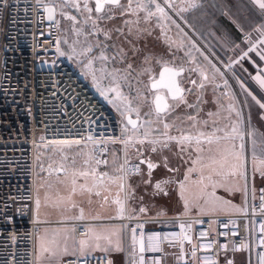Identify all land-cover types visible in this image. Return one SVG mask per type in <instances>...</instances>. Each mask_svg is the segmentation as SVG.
I'll return each mask as SVG.
<instances>
[{"label":"built area","instance_id":"2783aa9c","mask_svg":"<svg viewBox=\"0 0 264 264\" xmlns=\"http://www.w3.org/2000/svg\"><path fill=\"white\" fill-rule=\"evenodd\" d=\"M58 2L0 0V264H37V236L49 224L36 215L41 147H91L101 174L111 178L107 155L118 144L123 182L145 172L139 158L126 156L128 131L123 128L127 123L116 115L106 96L95 91L62 56L61 25L54 14ZM163 6L172 12L173 7ZM48 9H53L52 19ZM136 165L139 173L129 174ZM249 166L247 205L241 212L138 216L130 214L126 202L118 219L73 221L75 233H89L93 223H122L126 229L124 264H264V177ZM171 185L179 184H168L164 192ZM241 253L244 260H237ZM73 261L117 264L107 253L76 254L64 258L62 264Z\"/></svg>","mask_w":264,"mask_h":264},{"label":"crops","instance_id":"0c3cea01","mask_svg":"<svg viewBox=\"0 0 264 264\" xmlns=\"http://www.w3.org/2000/svg\"><path fill=\"white\" fill-rule=\"evenodd\" d=\"M172 4L173 10L171 13H168V16L171 19L161 20L159 25L163 32L166 33L164 36V41L168 44V49L166 46H160L156 44L157 42L152 40L146 33L144 37L140 39V49L142 50L140 53V57L144 58L145 55H151L155 58L160 59H175L176 52L178 53L179 58L183 57L186 61L190 60L189 56H186L185 53L191 50V55L196 57V64L186 63V69L191 67H196V65H200L201 67L205 68L207 74L209 76L215 73L214 69L212 68L211 64L208 63L204 59V56H207L209 60L212 61V64H215L217 68L220 69L221 72L223 71L224 67L231 63L232 67L228 70V74L231 70L234 71L236 76L239 78L243 77L245 82L244 89H247L252 94L257 97V99L264 102V90H261L258 84L252 79L254 76L260 74L264 75V72H258V69L264 70V61L260 59L256 52H250L249 58L241 59L243 52L247 51L250 44L246 42L245 37L246 35L250 34V41L255 43L258 41L261 36L260 33L257 32L255 29L264 24V12H262L257 5L252 3V0H201L202 6L198 8H189V0H170ZM181 8H188L187 11L181 12ZM152 22L158 21L156 18H151ZM176 21L177 24L180 25V29H183V32L180 31L176 27L172 21ZM146 28V27H144ZM184 33H187V36H184ZM179 35L183 36L180 39L184 40V47L176 50L177 43L180 39H174V36ZM196 44V48L200 51H196V49L192 48V43ZM151 44H153L151 46ZM261 48H264V45H258L257 51ZM200 53H203L202 56ZM174 54V55H173ZM236 61H239L238 63ZM252 61L255 62V66L253 65ZM161 68L158 71L160 72ZM152 73L154 74L155 72ZM187 77L190 76L191 79H194L199 84L202 80V77L199 75L198 72L189 73L186 71L184 73ZM234 75V74H233ZM158 76H156L157 78ZM182 79V86L186 89L193 88L192 85L189 83L184 82ZM234 81V80H233ZM207 82V83H206ZM205 87L203 89L193 88V93H186L187 99L189 103H194L196 101V95L201 97V100L204 103L198 105L200 111V118L208 119L207 113L208 112H217L219 111V115L213 117L218 121L220 127H224L226 124L229 123V120L226 119L229 116V113L225 111V106L223 102L220 101H212L209 97V94L214 91L218 90L223 92H227V95H232V86L233 85H225L221 83L217 86L219 87L216 89V84L205 81ZM221 87V88H220ZM224 87H230L232 89H226ZM226 95V96H227ZM249 99L248 103L251 106V128L253 125H257L259 123L264 124V119H261V115L264 114V109H260L259 106L252 100L251 96H248ZM235 101V100H234ZM233 101V102H234ZM211 103H217L211 104ZM183 107V108H182ZM181 110L183 109L184 113L175 114L173 117L168 119V122L171 123L175 120V123L178 127H182L185 131H188V125L184 124L181 125L180 120H177L176 117H184L186 111L188 113H193V109H185L182 105ZM258 112H256V110ZM234 119V115H233ZM142 122V120H141ZM139 121V124L141 123ZM190 123V122H189ZM146 127H140V130H146ZM152 128H155L156 125H152ZM248 127V126H247ZM248 128H246L247 130ZM211 130V129H206ZM249 130V129H248ZM191 131H195L194 129ZM261 133L264 131V127L262 126ZM155 134V132L151 133L150 135ZM171 135H179L176 130L171 129ZM222 135V133H220ZM156 135V134H155ZM259 137H264V135H259ZM143 135L140 134V139H143ZM155 138H162L159 136H151L148 139H155ZM253 138H257L256 135ZM239 145L240 141H236ZM118 145H112L110 151L107 155V171L112 175L110 177L103 176L101 174L100 169L97 167L95 171V175L90 173L89 183H87L90 188H92V193H90V198L85 199L86 202H83L81 197H76L75 194L79 195L80 192V185H86L80 183L77 186V192L73 195L74 201L72 205H69V208L62 206L54 201L56 196L55 194L59 195L66 194V189H71V185L69 186V180L65 178L63 181H60L57 184L56 190H41L40 194L37 196V199L40 201V211L38 219L42 221H48L49 224L43 227V230L37 236L36 240V257H37V264H62L64 258L68 256H73L76 254L85 255V254H93V253H104L101 250L95 249L92 246H89L85 249L84 253L80 252V245L79 241L81 239H89L90 245L94 244L95 237L97 235L101 237H107L111 240V244H108V240L101 239L100 245L101 247H107L109 250L106 252L107 254H111L115 260L117 261L118 255L125 256V248H126V229L124 225L118 221L112 222H103V223H93L90 224L89 233L87 237L84 235L78 236L76 235L75 231H73L74 226L72 224L75 220H90V219H118L122 216L119 209L121 204L125 208V204L129 207V183L126 181H119L118 177L120 174V165L121 161L119 159L116 160V157H120V151L117 147ZM153 145L148 143L147 141L144 144H140V156H148L158 164H163L162 156H167L169 160L168 166L170 168L179 167V172H170L166 168L165 172H169L170 175L166 176L160 174L157 177H154L155 169L153 172V176L150 183H145L146 186H152V190L156 194H165L164 189H167L169 186L168 184H161V188L163 191H159L155 188L157 182L164 181L167 178H172L177 181H182L184 179V175L190 164H183L180 159L174 155V153L178 152L177 145L173 142L170 145L171 151L165 149L163 153L159 150L157 152H152L151 148ZM158 147V146H157ZM118 148V150H117ZM263 149V148H262ZM260 153L264 154V150H261ZM264 156V155H263ZM193 158H195V154H193ZM157 166V167H158ZM260 166V165H259ZM62 172V170L60 171ZM166 174V173H165ZM190 177H197L199 179V173L193 172ZM190 179V178H189ZM123 183V189H121L120 184ZM70 184V183H69ZM146 189V188H145ZM99 191L100 195H96L95 193ZM135 195L138 196L140 192V183L137 182L134 189ZM83 193H86L83 192ZM105 197L107 199H105ZM117 201H120L118 204ZM87 203V204H85ZM91 207L92 214L89 215V208ZM38 209V208H36ZM81 210H83V219H79L78 217L81 216ZM124 212V211H123ZM177 214H181L176 213ZM173 215V216H175ZM156 216H165V215H156ZM67 238V239H66ZM119 246L121 251H116V247ZM67 247L68 254H64V248ZM47 249V251L45 250ZM245 254L241 253L236 256L237 260H244ZM124 259V258H123ZM226 259V256L223 257Z\"/></svg>","mask_w":264,"mask_h":264},{"label":"snow or ice","instance_id":"6c2138e0","mask_svg":"<svg viewBox=\"0 0 264 264\" xmlns=\"http://www.w3.org/2000/svg\"><path fill=\"white\" fill-rule=\"evenodd\" d=\"M74 7L77 10L80 9V5L76 0H72ZM134 0H127L126 4H122L121 0H95V8L94 11L98 15L93 18L91 13L93 12V8L89 7L88 0H84V10L89 14L86 17L85 23L88 20L92 21L93 24V32L90 33L92 35H96L97 33H102L105 37V41L111 39V31H105L104 29L100 28L97 24L98 20H111L114 19V14H109L107 16L103 15L104 13H114V9H120V15H135L137 18L136 20H124V27L128 28L127 35L124 33V27L116 28L115 31L119 34V36H124L125 43L128 44L129 50L132 53L130 57L128 55V51L124 49V47L113 44L111 47L115 50L114 54L109 56L106 54L109 45L106 42L97 41L95 47L100 48V55L96 58L103 62L114 61L117 63L125 64L123 68H112L111 71H108L106 67H102L100 71L105 73L106 77L109 79L110 87L108 91L115 92L116 99L120 100L121 103L124 104V112H136L137 119L133 120L130 116L127 117V124L124 126L123 131H128V125H131L133 130H137L138 127H146V130L143 133V139H140L138 143L144 144L146 141L153 145L151 148L152 152H157L158 150L163 153L165 149L171 151L170 145L174 142L177 145L178 152L174 153L183 164H190L191 166L187 168L186 173L184 175V179L182 181H177L175 179H167L164 181L157 182L155 188L159 191H163L161 188V184H172L178 183L180 188V194L183 197L185 191V183L189 180L190 175L193 172L199 173V179L196 180L194 183L197 185H201V191L204 192L209 185L213 189L217 186L224 187L227 191L232 192L234 190H239L236 186L238 180H245V186L247 182V175L245 171V162L246 157L244 155L245 152V136L253 137L255 134V130L251 128V106L248 103L247 98H245L242 102H238L240 104L239 107H235L234 105H229L228 113L229 116L226 118L229 120V123L226 124L224 127H220L218 121L213 119L219 115V111L217 112H208L207 116L208 119L200 118V111L198 105L204 103L201 100L199 95H196V101L194 103H189L186 93H193V88L203 89L205 87L204 82L209 80V76L205 68L201 67L200 65H196V67L185 68V63H192L196 64V57L191 55V50L185 53L186 56L190 57L189 61L182 62L179 66H175V62L173 61H165L160 58H155L151 55H145L142 65L139 69L133 67V59L142 51L140 48L137 47L136 41H139L144 34L151 35V30L148 28H140L139 22V12H144L145 15L143 17L145 23L149 22L151 18L157 17L158 26L161 20L171 19L166 12L165 7L158 2V0H135V7H133ZM252 3L257 5V7L264 12V0H252ZM164 5H167L168 8L172 7L170 0H164ZM202 3L201 0H189L188 7L189 8H198L201 7ZM188 8H181L180 11L184 12L187 11ZM50 12L49 19H52L51 12L53 9H48ZM68 19L72 21H76V17L69 16ZM173 24L176 25L178 29H180V25L176 23V21H172ZM135 26V31L133 30ZM257 32L260 33L261 38L252 43L249 39L250 34L246 35L245 40L250 44L247 51L243 52L241 59L249 58L250 52H256L257 55L260 57L262 61H264V48H261L257 51L258 45H264V24H261L255 29ZM183 32V29H180ZM79 34V33H77ZM118 36V38H119ZM184 36H187V33H184ZM130 37V38H129ZM191 42V41H190ZM177 43V48L184 47V40L180 39ZM192 43V48L196 49V51H200L196 48V44ZM171 47V45L169 46ZM93 50L92 46H89L86 51L91 53ZM63 54V53H62ZM202 56L203 53H200ZM174 55V54H173ZM71 58V57H70ZM204 59L211 64L212 68L214 69L215 73H220L221 76L224 75L223 72L220 71L219 68L216 67L215 64H212V61L209 60L207 56H204ZM155 60L156 64L161 65V71L158 74V78L152 73V62ZM237 63L239 61H236ZM93 61L89 60L86 67H91ZM253 65L255 66V62L252 61ZM227 68L231 69V63L226 66ZM188 71L189 73L198 72L199 75L202 77L201 82L198 84L196 80L188 78L189 83L193 86V88H184L182 86V78L184 73ZM258 72H264V70L258 69ZM147 75L148 76V84L144 85V89L141 90L137 88L136 96L129 98V96L124 95L121 91L122 83L127 85L129 90L131 91L133 87V81L137 85L143 84L144 82L140 79V77ZM95 79V76H93ZM212 79H215V75H213ZM259 86L261 90H264V75H256L252 78ZM225 85H227V80L224 81ZM218 87V86H217ZM243 88V84L241 85ZM146 90L151 96L152 100L150 102V110L149 112L144 113V119L138 125V121H141L140 116V109L139 107L133 108L132 101L133 100H147V97L143 95V91ZM247 93V96H251L252 100L259 106L260 109H264V102L257 99L252 92L244 89ZM102 95L105 93L102 91ZM184 106L185 109H193V113H188L184 117H176L177 120H180L181 125L187 124L188 131H185L182 127H178L175 123V120L171 123L166 122V117L169 116L172 112H174L177 108ZM248 109V116L247 119L245 118L244 110ZM233 113H235L233 119ZM153 116L155 119H153ZM261 119H264V114L261 115ZM190 122V123H189ZM153 124L162 125L163 131L160 129L152 128ZM245 124L248 125V131H245ZM176 127L177 132L179 135H171L170 129ZM195 130L194 132L191 130ZM211 129V130H206ZM157 132L159 137L162 138H155L149 140L148 137L151 133ZM222 133V135L220 134ZM90 139V137H89ZM131 140V137H129ZM240 141L239 145H237L236 141ZM253 149L255 148V140L253 139ZM158 146V147H157ZM193 154H195V158H193ZM252 159L254 162L253 166V173L259 171L260 175L264 177V160L259 161V167L255 165V161L257 159L255 155V151L253 150ZM163 166L168 169L170 172H179L180 168H170L168 166L169 160L167 156H162ZM97 164L101 163L100 161L96 162ZM106 163V161H105ZM141 164L145 163L144 160L140 161ZM148 167V175L149 180L145 181V183H150L151 180V172L152 170L157 167L151 160L147 161ZM121 171H123V165L121 166ZM140 168L139 165L134 166L133 168L129 169V174L131 173H139ZM92 175H95V170H92ZM90 175L87 171H80V172H73L72 174V181H71V189H70V196L77 192V185H76V177H88ZM107 173H103V176H107ZM119 180L123 181L124 177H118ZM207 181V183H205ZM123 183L120 184L121 189H123ZM80 192L87 191L88 193H92V188H87L86 185H80ZM96 195H100V192L97 191ZM167 193H165L166 195ZM209 196L213 197L215 200L220 201L221 198L215 197L214 191L208 193ZM105 199H107L105 197ZM223 203H228L227 201H222ZM119 204L120 201H117ZM37 208H39L40 201L37 199L36 201ZM187 207V204H186ZM120 213L123 214L124 207L121 204ZM145 209L143 207L140 208V212H144ZM83 210H81V216L78 217L79 219H83ZM183 228V225H181ZM73 231H75L73 229ZM88 233L85 232L84 236L87 237ZM67 239V238H66ZM105 239L108 240V244H111V240L107 237H101L97 235L95 237L94 244L90 245L89 239H81L79 241L80 245V252L83 254L85 249L89 246H92L95 249L101 250L103 252H108L107 247H101L100 240ZM151 239V238H150ZM47 251V249H45ZM116 251H121L119 246L116 247ZM143 250V246L141 247ZM64 254H68L67 247L64 248ZM70 264H75V262H70ZM111 264V261H109ZM231 264V262H229Z\"/></svg>","mask_w":264,"mask_h":264},{"label":"rangeland","instance_id":"374dc122","mask_svg":"<svg viewBox=\"0 0 264 264\" xmlns=\"http://www.w3.org/2000/svg\"><path fill=\"white\" fill-rule=\"evenodd\" d=\"M76 2L79 3L80 9L77 10L76 7H74V4L72 0H59L57 5L54 8V14L60 21V35H59V50L61 51L62 56L67 59L70 64L85 78L87 83L97 92L101 93L102 91L105 93L106 98L108 99L112 109L116 112V115H118L122 120L126 122V117L130 115L132 118H136V112H125L124 115H122V112H124V104L121 103L120 100L116 99L115 92L108 91L110 85L109 79L106 77L105 73H102L100 69L102 67H106L108 71H111L112 68H123L125 67V64L117 63L114 61H108L103 62L99 59H96L100 55V48L95 47L97 41L106 42L109 45V48L107 49L106 54L111 56L114 54V49L111 47L113 44L119 45L124 47L126 51H128V55L131 57L132 53L129 50V46L127 43H125L124 36H119V34L115 31L116 28L124 27V20H136L135 15H126L121 16L120 15V9H114V13H104L103 15L107 16L109 14H114V19L111 20H98L97 24L100 28L104 29L105 31L112 30L111 31V39L105 41V37L102 33H97L96 35H92L90 33L93 32V24L91 20H88L87 23H85L86 17L89 15L84 10V0H76ZM159 3L163 5L164 0H158ZM89 7L93 8V12L91 15L93 18H95L98 14L95 13V0H88ZM122 4H126L127 0H121ZM133 7H135V0L133 3ZM167 12V11H166ZM168 13V12H167ZM145 13L139 12L140 22L139 27L140 28H148L151 30V35L149 36L153 41L155 40L160 46H166V49H168V44L164 41V36L166 35L165 32L161 29L160 26H158L157 22H152L151 20L147 23H145L143 17ZM74 16L76 17V21H72L68 19L67 17ZM157 17H154V19ZM135 31V26L133 28ZM128 28L124 27V33L127 35ZM79 33V34H77ZM147 35V33H146ZM119 36V38H118ZM183 38V36L176 35L174 36V39H180ZM130 38V37H129ZM137 47L140 48V40L135 42ZM153 44H151L152 46ZM92 46L93 50L91 53L87 52L86 49ZM176 50H179L176 48ZM139 53L134 59H133V67L139 69V67L142 65V62L144 58L140 57ZM71 57V58H70ZM92 60L93 63L91 67H86L88 64V61ZM165 61H173L175 62V66H179L182 62H185L186 60L181 57L179 58L178 53L176 52V58L175 59H162ZM185 68L186 63L184 64ZM161 68V65L156 64L155 60L152 62V70L155 72L153 75L158 76V71ZM230 70V69H228ZM228 70L223 69L225 71L224 75L221 76L220 73H213L210 75V82L216 84V86L221 83L225 84L224 81L227 80V85H233L232 88L230 87H224L226 89H232L231 94L227 95L228 93L223 94V92L214 90L209 94V97L212 98V101H220L224 103L225 111L228 113L229 105H234L235 107H239L240 104L238 102H242L245 98L249 99L247 96V93L244 91V80L243 77L239 75V78L236 76L233 70L228 74ZM234 74V75H233ZM215 75V79L213 80L212 77ZM95 76V79L93 78ZM190 77V76H189ZM186 75H183V80L186 83H189L188 78ZM140 79L144 82L143 84L137 85L135 81H133V87L131 91L127 87V85H124L122 83L120 91L124 94L131 97L136 96L137 88H140L141 90L144 89V85L148 84V76L144 75L140 77ZM234 80V81H233ZM207 83V82H206ZM243 84V88L241 85ZM189 85H191L189 83ZM219 87H216L218 89ZM221 88V87H220ZM253 93V92H252ZM143 95L147 97V100H133L132 101V107L136 108L139 107L140 109V116L141 120H143L144 113L149 112L150 110V102L152 100V96L146 91H143ZM235 100V101H234ZM234 101V102H233ZM211 104H217V103H211ZM183 108V107H182ZM256 112H258L257 109H255ZM248 109L244 110L245 118L247 119L248 116ZM178 113H184L183 109L177 108L174 112H172L169 116L166 117V122H168V119L170 117H173L175 114ZM232 115L235 116V113ZM153 119L155 117L153 116ZM141 122V121H140ZM127 123V122H126ZM139 125V123H138ZM156 125L155 128H159L160 131H163L162 125ZM128 132H127V146H126V156L128 159H137L140 158V143H138V138H140V134L143 135L144 130L138 127L137 130H133L130 125ZM248 125L245 124V131L247 132L248 129L246 128ZM253 128L255 130V134L257 138L248 137L245 136V152L244 155L246 157L245 162V171L247 175V182L245 186V180L241 179L238 180V183H236V186L239 188V190H234L232 192L227 191L224 187L217 186L215 189L211 187V185L208 186V188L202 192L201 185H197L194 183L197 179V177H190V179L187 181L189 183L185 186V191L183 197L180 194V188L179 185H171L170 190L168 193L165 194H156L152 190V186H146L145 181H148V175L145 172L142 173L140 176H134V177H128L127 181L129 183V212L131 215H138V216H156V215H165V216H173L176 213L181 214H206L208 213L209 209H218L219 212H233L238 213L241 212L247 205L246 201V193H248V184L250 180V175H248L249 170V164L251 163L252 169L254 166V162L252 159V153L253 150L255 151V155L257 157L255 161V165L259 167V161L264 160V154L260 153L261 150H264V137H259V135H264V131L261 133L260 130H262V126L264 127L263 123H259L257 125H253ZM174 129V128H172ZM171 132V129L169 130ZM157 136L159 134L155 132ZM155 134L149 135V137L156 136ZM129 137H131V140H129ZM148 137V138H149ZM253 139L255 140V148L253 149ZM239 141V140H238ZM118 145V144H117ZM238 145V144H237ZM120 151V157H116V160L119 159V162L122 159V150L121 145L117 146ZM117 148V150H118ZM263 148V149H262ZM122 162V161H121ZM97 169L93 153L91 147L88 146H73V145H54V146H44L41 147L38 151L37 156V182H36V201L37 196L40 194L41 190H56L57 184L60 181H63L65 178L69 180L68 185H71L72 181V174L73 172H80V171H87L89 173H92V170ZM62 170V172H60ZM98 171V169H97ZM166 168L163 166V164H160L157 169L155 170L154 177L159 176L160 174H163L168 176L170 175L169 172H165ZM121 174V170L119 171ZM166 173V174H165ZM119 174V177H121ZM89 177H82L77 176L76 177V185L78 186L80 183L87 184L89 183ZM119 180V179H118ZM120 181V180H119ZM140 183V192L139 195L136 196L134 189L135 185ZM70 183V184H69ZM207 183V181H205ZM87 188H90V186L87 184ZM146 188V189H145ZM212 190H217L218 193H221L224 195V201H227L228 203H221L217 200H215L213 197L209 196L208 193H211ZM66 194H61L58 197V194L55 198V200H51L53 203L54 201L58 204H60L62 207L66 206L67 204L72 205L74 201H77L73 199L72 194L70 196V190L66 189ZM79 195L75 194L76 197H81L83 202H86L85 199L90 198L91 195L86 191V193H78ZM216 197V195H215ZM87 204V203H85ZM187 204V207H186ZM67 205L66 208H69ZM91 207L89 208V215L92 214ZM143 207L145 209L144 212H140V208ZM37 208V204H36ZM221 209V210H220ZM40 207L36 209L37 215H39ZM38 217V216H37ZM39 218V217H38ZM153 225H156L154 223ZM124 258V259H123ZM117 264H124L125 257L123 255L117 256Z\"/></svg>","mask_w":264,"mask_h":264},{"label":"water","instance_id":"95a60500","mask_svg":"<svg viewBox=\"0 0 264 264\" xmlns=\"http://www.w3.org/2000/svg\"><path fill=\"white\" fill-rule=\"evenodd\" d=\"M162 70V69H161ZM160 70V71H161ZM158 78V77H157ZM130 115H128L127 117H129ZM127 117H126V121H127ZM131 117V116H130ZM132 118V117H131ZM133 120H136L137 119V117L136 118H132ZM138 123H139V121H138ZM131 126V125H130ZM141 160H144L145 161V163H143V165L146 167V173H147V175H148V172H149V170H148V167H147V161L148 160H151L154 164H156L157 166H158V164L156 163V162H154L152 159H151V157H148V156H142V157H140V161ZM157 167H155L153 170H152V172H151V178H150V180L152 179V176H153V172H154V170L156 169ZM148 178H149V175H148Z\"/></svg>","mask_w":264,"mask_h":264},{"label":"flooded vegetation","instance_id":"af4514ba","mask_svg":"<svg viewBox=\"0 0 264 264\" xmlns=\"http://www.w3.org/2000/svg\"><path fill=\"white\" fill-rule=\"evenodd\" d=\"M188 186H189V184H188ZM213 191H214L216 197L221 198V200L219 202L222 203V201H224V195L222 194V192L221 193H218L217 190H212V192ZM215 211H218V209H214V208L213 209H209L208 213H212V212H215Z\"/></svg>","mask_w":264,"mask_h":264},{"label":"trees","instance_id":"16d2710c","mask_svg":"<svg viewBox=\"0 0 264 264\" xmlns=\"http://www.w3.org/2000/svg\"><path fill=\"white\" fill-rule=\"evenodd\" d=\"M42 230H43V228H42ZM42 230H41V232H42ZM41 232H40V233H41ZM40 233H39V234H40ZM104 253H105V252H104ZM85 255H88V254H85Z\"/></svg>","mask_w":264,"mask_h":264}]
</instances>
